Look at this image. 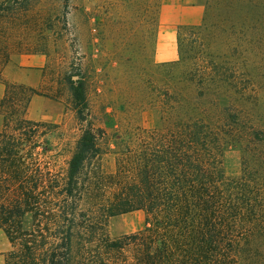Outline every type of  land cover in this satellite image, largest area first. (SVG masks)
<instances>
[{"label": "trees", "instance_id": "trees-1", "mask_svg": "<svg viewBox=\"0 0 264 264\" xmlns=\"http://www.w3.org/2000/svg\"><path fill=\"white\" fill-rule=\"evenodd\" d=\"M194 68L174 76L154 126L124 137L87 120L84 82L67 76L79 134L63 170L46 137L58 124L26 116L39 93L0 75L4 264H264V130L245 121L243 91L222 88L247 79L216 75L212 60ZM241 144V172L227 176L223 150ZM135 210L144 227L111 237L109 218Z\"/></svg>", "mask_w": 264, "mask_h": 264}, {"label": "rangeland", "instance_id": "rangeland-1", "mask_svg": "<svg viewBox=\"0 0 264 264\" xmlns=\"http://www.w3.org/2000/svg\"><path fill=\"white\" fill-rule=\"evenodd\" d=\"M227 1L18 0L14 10L0 11V71L7 65L15 82L39 93L29 119L58 124L46 135L55 168L64 169L79 134L67 76L84 82L87 120L124 137L154 126L179 69L212 60L216 75L247 79L242 88H222L243 91L245 121L264 130V0H250L244 24L242 3ZM242 147L223 150L227 176L240 174ZM102 161L113 166L111 154ZM144 224V212L135 210L109 218L107 232L117 237ZM9 248L0 231V264Z\"/></svg>", "mask_w": 264, "mask_h": 264}, {"label": "crops", "instance_id": "crops-1", "mask_svg": "<svg viewBox=\"0 0 264 264\" xmlns=\"http://www.w3.org/2000/svg\"><path fill=\"white\" fill-rule=\"evenodd\" d=\"M0 75L6 79V80H9V81H14L10 75H8L7 73V65L3 67L2 71H0ZM4 90H5V86L4 84L0 81V97L3 95L4 93Z\"/></svg>", "mask_w": 264, "mask_h": 264}]
</instances>
